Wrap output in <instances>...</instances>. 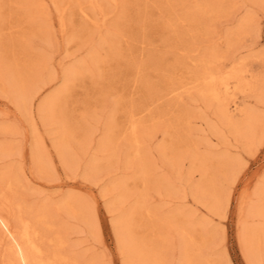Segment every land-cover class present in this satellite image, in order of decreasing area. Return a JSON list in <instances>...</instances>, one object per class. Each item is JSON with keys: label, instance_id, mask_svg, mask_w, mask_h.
I'll use <instances>...</instances> for the list:
<instances>
[{"label": "rangeland", "instance_id": "374dc122", "mask_svg": "<svg viewBox=\"0 0 264 264\" xmlns=\"http://www.w3.org/2000/svg\"><path fill=\"white\" fill-rule=\"evenodd\" d=\"M208 70L230 95L201 93ZM2 172L50 206L68 264H251L264 0H0ZM67 202L83 214L54 213Z\"/></svg>", "mask_w": 264, "mask_h": 264}, {"label": "bare ground", "instance_id": "6f19581e", "mask_svg": "<svg viewBox=\"0 0 264 264\" xmlns=\"http://www.w3.org/2000/svg\"><path fill=\"white\" fill-rule=\"evenodd\" d=\"M246 23H244V25ZM221 75L222 74H220L218 71H214V70L206 71L201 78L202 80L201 81L202 86L200 88L201 93L205 96L217 100H222V94L230 95L231 92L233 91L232 85L230 81L221 79ZM236 76H238V73L233 75V77ZM222 88L223 90H221ZM232 102L235 105L237 104L235 98L232 99ZM230 109L231 108L228 105L223 104V112L227 113L230 111ZM135 132H136V127L133 128V133ZM42 166L40 165V167ZM19 178H20L19 174L17 173H13V174H10L9 172L0 173V264H68L70 262V257L66 253V249H65L66 248L65 247L66 241L64 237L65 233L64 231H62V229L56 227V223L54 219L53 220L50 219V217L52 216L50 215L51 213L50 206L46 205L47 203L41 204L39 206H33L30 203L28 204L26 202V199H21L20 197H17L16 195L17 190L15 189H17L18 186L20 185ZM54 209H55L54 213H60L61 211H64L71 213V215L72 214L77 215L79 213H82L83 211V208L80 209L79 206L74 204L72 205L71 202H67L66 204L56 206ZM253 209L254 210L252 211V213L251 212L249 213L250 215L253 214L259 215L264 218V207H262L261 210H259L258 208H253ZM162 220H164V218ZM181 224L182 223H180L179 225ZM257 228L259 229L256 230ZM43 229L48 230L47 234L50 233V235L49 236L45 235L46 233L44 234V232H42ZM179 229L181 230V232L184 233L186 232V228H179ZM240 234H241L242 246L244 248V252L246 253L247 258L250 260L251 264H257L258 253L264 251V222L256 225V227L254 226L252 227L250 224H244V228L241 229ZM128 241H130V239ZM45 243H48V246L52 248L51 249L49 247H48L49 249L46 248L45 246L47 245ZM258 243L260 244L259 246H257ZM149 253H150L149 249H145L144 251L140 250V252H138L140 256L143 255L146 256L145 257L146 259L150 258ZM154 261H156L157 264H159L160 262V260L157 259H154ZM75 263L77 264V262Z\"/></svg>", "mask_w": 264, "mask_h": 264}]
</instances>
